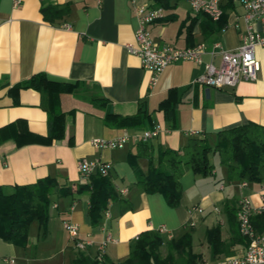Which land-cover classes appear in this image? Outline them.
Returning <instances> with one entry per match:
<instances>
[{
	"label": "crops",
	"instance_id": "crops-1",
	"mask_svg": "<svg viewBox=\"0 0 264 264\" xmlns=\"http://www.w3.org/2000/svg\"><path fill=\"white\" fill-rule=\"evenodd\" d=\"M42 6L51 19L44 17ZM223 10L221 22L210 21L203 13L193 12L187 0H179L173 9H165V15L172 13L171 18L154 21L148 29L160 45L204 43L203 61L218 64L220 54L214 43L235 49L245 30L239 3L224 2ZM136 27L131 0H0L1 189L10 193L15 185L46 176L55 178L60 187L74 189L89 181L90 176H81L77 169L78 159L85 157L110 162L108 176L118 192L96 225L88 215V192H52L46 232L42 234L34 221L25 246L0 237L4 262L13 257L17 264H72L78 253L94 258L107 231L113 240L106 244L105 264L116 263L129 256L141 232L156 231L160 225L167 229L161 233L165 239L192 228L193 251L201 254L199 264H220L223 257L243 252L246 238L239 235L235 204L243 195L259 207L264 180L244 186L241 181H230L226 165L216 167L211 158L217 155L210 153L212 172L201 175L186 170L175 207L167 204L161 192H146L137 182L147 174L150 162H156L161 149H179L194 136L206 137L213 145L219 129L248 121L264 124V47L255 49L261 67L254 80L240 79L233 86L222 87L193 84L203 63L178 59L150 87L149 71L127 48L134 43ZM254 27L261 31L262 24L256 21ZM37 73L54 81L77 83L57 95L54 109L62 113L60 138L50 135L53 106L48 94L18 87ZM140 107L150 117L142 126H115L104 119L108 111L124 116L135 114ZM166 109L171 111L169 118ZM153 125L160 127V133L146 143L129 139L123 147L113 149H99L91 143L95 137L131 136ZM64 219L78 225L80 240H92L84 251L74 248L63 227ZM217 224L227 248L215 254L205 232L194 238V230L202 227L206 231ZM162 248L165 255V245Z\"/></svg>",
	"mask_w": 264,
	"mask_h": 264
},
{
	"label": "trees",
	"instance_id": "trees-1",
	"mask_svg": "<svg viewBox=\"0 0 264 264\" xmlns=\"http://www.w3.org/2000/svg\"><path fill=\"white\" fill-rule=\"evenodd\" d=\"M177 1L179 0H151L152 4L167 10L173 9ZM53 8L56 9V7ZM41 10L46 19H51L46 6H42ZM57 11L62 12L60 9ZM170 14L172 13L156 21L169 19L173 16ZM220 20H223V15ZM76 86L77 83L48 79L44 73L34 74L18 84V87L44 90L48 94L53 106V110L50 111V135L57 138L62 136V113L54 109L57 104V95L62 91L72 90ZM170 112L165 110L166 118L170 117ZM104 119L111 125L132 127L142 126L150 120V117L148 112L140 107L132 115L123 116L108 111ZM210 153L216 154L219 162L226 165L228 180L260 183L264 180V124L248 121L219 129L213 145L206 137L194 136L179 149H161L158 151L156 162H150L147 174L142 176L137 184L146 192H161L167 204L175 207L181 199L180 179L186 170L201 175L212 172ZM108 175L95 172L90 175L88 182L77 184L74 189L69 186L60 187L55 178L50 176L34 183L15 185L10 193L3 192L0 187V237L17 246H25L30 224L34 221L40 225L44 234L47 230L49 196L52 192L61 195L88 192L90 222L94 225L98 224L107 211L109 203L118 198V192ZM251 222L256 231L264 232V210L253 214ZM192 230V228H185L177 237L168 239H165L158 231H143L138 235L129 256L111 264H199L201 254L193 251ZM205 237L213 253L226 251L227 246L221 239L218 224L207 228ZM163 245L166 247L165 255H162L160 251ZM72 264H96V261L95 258L78 253Z\"/></svg>",
	"mask_w": 264,
	"mask_h": 264
},
{
	"label": "built area",
	"instance_id": "built-area-1",
	"mask_svg": "<svg viewBox=\"0 0 264 264\" xmlns=\"http://www.w3.org/2000/svg\"><path fill=\"white\" fill-rule=\"evenodd\" d=\"M187 1L193 12L203 13L213 21H218L222 17L224 2L239 3L243 8L241 17L245 26V30L240 33V43L235 49H226L219 42H215L214 46L218 48L220 54L218 64L212 61H203L204 43L186 47L160 45L151 37L148 25L164 17L165 9L152 3H138L136 0H131L137 19V27L134 30V43H128L127 48L139 57L142 67L149 71L148 85L153 87L163 69L169 63L178 59L203 63V70L193 79V84L206 87H222L233 86L240 79H256L261 65L255 55V49L257 46L264 47V0ZM256 21L262 24L261 31L254 27ZM160 130L158 125H153L131 136L122 135L110 139L95 137L91 140V143L99 149L121 148L129 139L136 143H146L157 137ZM110 167V162L100 159L89 160L81 157L77 161V169L80 175L86 178L95 172L108 175ZM240 185L244 186L246 182L241 181ZM260 197L262 204L259 207H254L247 196L241 195L237 198L235 218L239 233L246 238L245 248L240 254L223 257L220 264H264V232L256 231L251 222L254 213L264 210V193L261 192ZM70 208L72 209L73 205ZM198 210L202 211V208H198ZM62 223L70 238L74 241L76 250L84 251L87 245L92 243L89 238L84 240L78 238V225L76 223L67 219H64ZM156 231L163 233L167 229L165 226L160 225L156 228ZM169 238H171V235ZM111 240H113L111 234L106 231L94 256L96 264H105V247ZM5 260L9 264H17L13 257H8Z\"/></svg>",
	"mask_w": 264,
	"mask_h": 264
},
{
	"label": "rangeland",
	"instance_id": "rangeland-1",
	"mask_svg": "<svg viewBox=\"0 0 264 264\" xmlns=\"http://www.w3.org/2000/svg\"><path fill=\"white\" fill-rule=\"evenodd\" d=\"M211 161H212V163H213L214 165H216V167L219 168V167L221 166V165H220L221 163L219 162L218 156L211 158ZM226 179H227V177H226ZM194 232H195V233H194V238H196V237L199 236L200 234H204L205 230L202 229V227H199V228L196 229V231L194 230ZM162 247H163V246H162ZM162 247H161V252H165V249L162 248ZM0 264H8V263L4 262L3 259L0 258Z\"/></svg>",
	"mask_w": 264,
	"mask_h": 264
}]
</instances>
